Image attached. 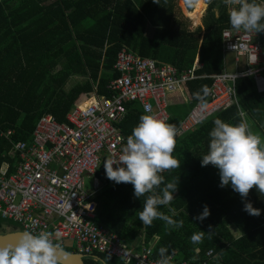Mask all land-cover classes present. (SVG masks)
I'll return each instance as SVG.
<instances>
[{"label":"trees","instance_id":"trees-1","mask_svg":"<svg viewBox=\"0 0 264 264\" xmlns=\"http://www.w3.org/2000/svg\"><path fill=\"white\" fill-rule=\"evenodd\" d=\"M201 1L207 4L202 25L192 29L188 19L177 16L179 3L185 2L189 11L181 4L183 11L190 19L194 17L192 0H0V164L18 163L14 144L30 142L43 116L65 123L72 109L95 89L109 96L108 87L118 77L114 70L117 54L123 48L180 71L190 69L199 54L203 67L197 74L205 78L185 84L187 102L173 96L169 99L168 123L178 130L192 107L207 96L211 77L226 69L222 34L231 29L229 6L224 0ZM257 34L264 48V32ZM71 79L75 83L68 89ZM201 86L207 87V94L194 97ZM236 91L238 105L176 137L172 155L178 166L162 171L163 183L154 189L159 194L164 184L177 185L169 204L158 207L171 224L157 218L143 225L137 211L144 197H134L130 183L109 180L103 166L96 174L101 185L96 223L116 234L128 248L152 247L155 259L165 248V258L199 264L213 250L215 259L208 264H264V194L253 187L241 197L230 186L220 187L218 169L211 164L202 167L200 162L216 118L232 124L243 120L264 137V95L257 92L252 78L239 79ZM126 107L120 125L125 138L144 114L137 103ZM9 131L13 135L6 138ZM245 203H251L259 214L244 211ZM205 206L209 214L195 219ZM4 226L19 229L0 219V230ZM194 233L200 234L197 242L190 240ZM61 248L76 253L72 247ZM98 259L124 264L105 255L84 262L102 264Z\"/></svg>","mask_w":264,"mask_h":264},{"label":"built area","instance_id":"built-area-1","mask_svg":"<svg viewBox=\"0 0 264 264\" xmlns=\"http://www.w3.org/2000/svg\"><path fill=\"white\" fill-rule=\"evenodd\" d=\"M222 40L224 57L233 54L237 69L211 77L207 96L192 107L177 136L238 105L239 79L252 78L257 92L264 95V48L258 34L227 29ZM202 67L199 55L190 69L180 71L123 48L117 54L114 70L118 77L108 87L109 96H101L95 89L72 109L65 123L51 115L43 116L30 142L14 144L18 155L14 171H9L8 164L0 166V219L33 234L52 233L60 246L72 243L76 253L85 258L105 255L124 264H158L162 257L153 258L152 247L128 248L116 234L96 223L97 196L101 192L96 174L104 159L118 155L125 143L120 125L127 114L126 105L137 103L143 112L148 105L150 114L169 122L170 97L184 93L185 84L205 78L197 74ZM12 135V131L4 134L6 138ZM86 176L94 178L89 191ZM205 257L199 264L213 261L214 251H208ZM167 260L168 264H177L173 256Z\"/></svg>","mask_w":264,"mask_h":264},{"label":"clouds","instance_id":"clouds-1","mask_svg":"<svg viewBox=\"0 0 264 264\" xmlns=\"http://www.w3.org/2000/svg\"><path fill=\"white\" fill-rule=\"evenodd\" d=\"M229 6L228 20L232 30L244 32H264V0H224ZM201 92H208L206 86L193 93L199 98ZM144 113L131 134L125 138L118 155L105 158L103 167L106 177L119 184L130 183L136 198L144 197L142 208L137 211L143 225H151L154 219L172 223L167 216L158 211V207L168 205L173 199L177 185L166 183L159 194L154 189L163 183L164 170L176 168L177 160L172 155L177 127L156 115L149 113V106H144ZM213 127L208 132L207 151L200 158L201 166L213 165L218 169L220 187L230 186L241 197H246L253 187L264 194V142L243 120L232 124L219 118L212 121ZM115 166V167H114ZM147 194V195H145ZM244 211L258 215L259 210L251 203L244 204ZM209 214L205 206L195 219H203ZM75 215V214H74ZM202 233V232H201ZM199 233H194L190 240L197 242ZM165 248L159 250L162 257L158 264H168ZM69 255L63 252L53 234L42 231L33 234L24 231L17 235L14 243L0 245V264H60V257Z\"/></svg>","mask_w":264,"mask_h":264},{"label":"rangeland","instance_id":"rangeland-1","mask_svg":"<svg viewBox=\"0 0 264 264\" xmlns=\"http://www.w3.org/2000/svg\"><path fill=\"white\" fill-rule=\"evenodd\" d=\"M192 2H193V0H192ZM181 4H183L184 6H185V8L189 11V9H188V7H187V5H186V3L185 2H180L179 3V8H180V10H179V12H180V14H178L177 16H178V18L180 19V20H185V18L186 19H188L189 21H190V27L191 28H194L195 26H197L195 23H194V17L192 18V19H190L187 15H186V13L183 11V9H182V7H181ZM207 8V7H206ZM205 8V9H206ZM192 9H194L195 10V8H194V5H192ZM206 11V10H205ZM204 14H205V12L203 13V15H202V18H203V16H204ZM192 16H193V13H192ZM194 16H195V13H194ZM201 19V18H200ZM200 23H201V20H200ZM234 59H235V57H234V55L233 54H227L226 55V61H227V63L225 62V66H226V70L228 71V72H233L234 71V69H235V63H234ZM75 83V80L74 79H71L70 81H69V83H68V85H67V88L69 89V88H71L72 86H73V84ZM254 133H256V134H258L260 137H261V135L257 132V131H254ZM263 134H264V132H262ZM261 140H262V142H264V137H261ZM93 181H94V178L92 177V176H86L85 177V182H86V190H91V188H92V184H93ZM17 230H19V229H17ZM17 230H15L14 228H11V227H7V226H4V228H2L1 230H0V235H3V234H7V233H11V232H14V231H17ZM72 245H74V244H70V243H65L63 246H61V247H67V248H71L72 247Z\"/></svg>","mask_w":264,"mask_h":264},{"label":"water","instance_id":"water-1","mask_svg":"<svg viewBox=\"0 0 264 264\" xmlns=\"http://www.w3.org/2000/svg\"><path fill=\"white\" fill-rule=\"evenodd\" d=\"M24 232L23 230L19 229L17 231L11 232V233H7V234H3L0 235V245H4V244H11L14 243L15 239L17 238V235L19 233ZM63 252H67L64 249H62ZM69 253V255L64 256L63 253L61 254L60 257V264H85L84 260L85 257L77 254V253H71V252H67ZM102 264H105L103 261L99 260Z\"/></svg>","mask_w":264,"mask_h":264},{"label":"crops","instance_id":"crops-1","mask_svg":"<svg viewBox=\"0 0 264 264\" xmlns=\"http://www.w3.org/2000/svg\"><path fill=\"white\" fill-rule=\"evenodd\" d=\"M201 1V0H200ZM207 1V0H206ZM202 2V1H201ZM203 3V2H202ZM203 5H204V8H203V13L205 12V10L207 9L206 7H207V4H205V3H203ZM206 8V9H205ZM203 15V14H202ZM201 23H200V21H199V23H198V25L197 26H195L194 28H192V29H196V28H198L199 26H201L202 25V17H201ZM197 55H199V54H197ZM224 61L227 63V61H226V56L224 57ZM235 63V62H234ZM237 69V66L235 65V69H234V71ZM240 69H241V65H240ZM226 70V69H225ZM227 71V70H226ZM173 97L172 98H174V100H177V101H180L179 99H182L183 100V102H187V96H186V94H185V92L184 93H175V94H173L172 95ZM2 164H8L9 166H10V169H9V171L12 173L13 171H14V168H15V165L16 164H14V165H11L8 161H3L1 164H0V166L2 165ZM13 171H12V170ZM20 229V228H19ZM71 244V243H70ZM140 247L141 246H136V247H134L133 249H140ZM72 248H74V245H72ZM75 249V248H74ZM132 249V248H131ZM173 262H174V260H173ZM181 262H183V261H181ZM174 263H177V262H174ZM178 264V263H177Z\"/></svg>","mask_w":264,"mask_h":264},{"label":"bare ground","instance_id":"bare-ground-1","mask_svg":"<svg viewBox=\"0 0 264 264\" xmlns=\"http://www.w3.org/2000/svg\"><path fill=\"white\" fill-rule=\"evenodd\" d=\"M193 5L195 8L194 23L198 25L200 18L202 17L203 14L204 5L200 0H193Z\"/></svg>","mask_w":264,"mask_h":264}]
</instances>
